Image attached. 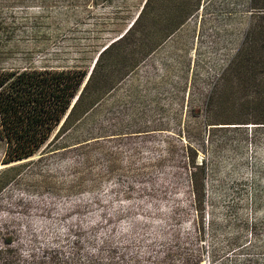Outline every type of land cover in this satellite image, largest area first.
<instances>
[{
	"label": "rangeland",
	"instance_id": "rangeland-1",
	"mask_svg": "<svg viewBox=\"0 0 264 264\" xmlns=\"http://www.w3.org/2000/svg\"><path fill=\"white\" fill-rule=\"evenodd\" d=\"M144 1L0 0L4 65L89 71ZM157 25L65 147L18 161L0 264H264V0H201L163 40Z\"/></svg>",
	"mask_w": 264,
	"mask_h": 264
},
{
	"label": "trees",
	"instance_id": "trees-1",
	"mask_svg": "<svg viewBox=\"0 0 264 264\" xmlns=\"http://www.w3.org/2000/svg\"><path fill=\"white\" fill-rule=\"evenodd\" d=\"M200 4L201 0H162L156 18L149 14L151 0H145L125 31L98 52L89 71L79 67L4 65V45L9 38L0 35V141L4 164L0 167V190L21 168L18 161L44 149L65 147L67 144L60 139L71 137V130L83 123L114 82L154 50L157 44L136 41L139 28L144 25L142 28L148 36L154 30L152 23L156 22L155 30L163 40L197 11ZM107 56L112 78L102 72ZM190 165L194 167L190 170L193 199L200 206L201 176L193 157Z\"/></svg>",
	"mask_w": 264,
	"mask_h": 264
},
{
	"label": "water",
	"instance_id": "water-1",
	"mask_svg": "<svg viewBox=\"0 0 264 264\" xmlns=\"http://www.w3.org/2000/svg\"><path fill=\"white\" fill-rule=\"evenodd\" d=\"M21 161V160H20ZM5 165H7V164H5Z\"/></svg>",
	"mask_w": 264,
	"mask_h": 264
}]
</instances>
